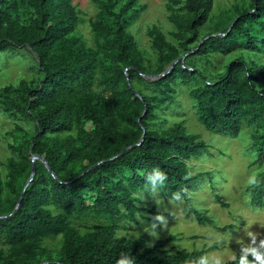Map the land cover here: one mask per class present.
Listing matches in <instances>:
<instances>
[{"label":"trees","instance_id":"1","mask_svg":"<svg viewBox=\"0 0 264 264\" xmlns=\"http://www.w3.org/2000/svg\"><path fill=\"white\" fill-rule=\"evenodd\" d=\"M91 1L97 8L89 21L95 47L75 35L80 19L73 0H0V54L28 48L42 77L36 84L20 81L0 88L1 111L32 123L31 133L14 126L19 140L7 144L12 157L3 163L5 174L0 171V217H5L0 218V264H117L122 255L132 264H186L216 245L172 252L164 247L173 237L147 246L143 238L117 237L115 229L137 222L145 210L140 194L153 192L145 177L154 167L168 177L156 193L171 198L180 193L199 224H212L191 202L203 189L191 162L208 146L183 122L160 125L163 112L176 105L179 86L194 84L189 97L207 131L236 138L243 124L255 126V162H264V89L256 86L264 64L238 57L214 79L194 69L211 54L264 52V0L223 13L219 36L200 34L214 0H170L168 21L176 43L151 26L153 64L128 32L145 6L139 0ZM184 55L164 77H143L165 73ZM143 131L144 140L136 146ZM31 156L42 157L56 179L37 160L34 178L12 214L30 176ZM259 179L251 187L253 207L264 205V171ZM88 217L109 224L80 233L79 222ZM56 238L61 245L54 258L45 244Z\"/></svg>","mask_w":264,"mask_h":264},{"label":"rangeland","instance_id":"2","mask_svg":"<svg viewBox=\"0 0 264 264\" xmlns=\"http://www.w3.org/2000/svg\"><path fill=\"white\" fill-rule=\"evenodd\" d=\"M140 5L145 6L138 19L129 26L128 32L135 38L139 49L152 64L155 61V54L151 49L148 29L156 26L168 40L176 43L171 37L174 31L172 24L168 21L170 12L167 6L170 0H139ZM249 0H214L210 21L200 29L204 36H219L223 25L221 21L223 13L231 15L235 5L247 6ZM80 23L75 35L83 39L87 46L95 47V37L89 26V21L96 15L97 8L91 0H73ZM226 21V19H225ZM243 57L251 59L258 64H264V52L240 50L228 53L224 56L211 54L208 57L199 59L194 69L199 70L208 79H214L222 74L226 66L235 58ZM203 60V61H202ZM41 73L37 62L28 48L11 50L0 54V88L12 84L17 85L20 81L27 84H36L41 80ZM99 74H96L98 83ZM194 84H186L177 88L176 105L173 110L163 112L165 120L160 125L169 127L174 123L183 122L186 131L199 136L207 146L208 150L202 156L191 162L193 175H197V182H200L201 192H196L191 202L197 207L200 214L212 220V224L197 222L196 217L187 207L182 199L175 200L168 196H162L156 192H149L148 195L140 194L142 207L141 216L135 223H122L120 228L115 229L117 237L126 239L143 238L147 246L153 245L159 240L173 237L165 245V249L176 252L181 249L188 251L207 250V255H218L224 259L225 264L233 261L234 256H239L242 244L250 242L246 232L256 233L257 241L264 239V205L253 207L250 204L251 187L246 183L248 176L256 171L260 175L264 171V162L256 164L257 149L252 148V135L256 127H248L243 124L242 130L236 138L224 134H216L207 131L198 121L189 91ZM258 89H264V76L256 83ZM94 89H98L95 85ZM19 125L31 133L32 123L17 115H7L0 109V171L5 174L3 163L12 157L7 150V144H13L19 140L17 134H12L14 126ZM252 150V151H250ZM200 191V190H199ZM219 197L220 201L217 200ZM221 203L227 207L221 206ZM141 207V208H142ZM154 210V213H148ZM157 213L162 214L167 221L163 226L155 219ZM79 225L80 233L96 232L103 230L109 224L105 218H85ZM155 224L152 229L151 225ZM228 231H221V228L228 227ZM153 231H155L153 233ZM61 245L60 238L49 240L45 246L54 251V258ZM205 254V255H206ZM249 260L253 258L248 257Z\"/></svg>","mask_w":264,"mask_h":264},{"label":"clouds","instance_id":"3","mask_svg":"<svg viewBox=\"0 0 264 264\" xmlns=\"http://www.w3.org/2000/svg\"><path fill=\"white\" fill-rule=\"evenodd\" d=\"M146 183L150 186L153 192H156L158 188L164 186L166 180L168 179L167 174L162 171L159 167H154L151 172L145 177ZM249 187H255L260 183L259 174L253 171L247 178L246 181ZM173 199L180 200V193H175ZM156 220H158L163 226L167 224L164 216L157 213ZM151 228H155V224L151 225ZM155 231H153L154 233ZM246 236L250 239V242L242 244L240 248L239 256H234L233 261L236 264H264V239H259L257 241V234L248 231ZM125 259L117 261V264H132V259L126 255H122ZM251 256L253 259L249 260L248 257ZM186 264H225L224 259L218 255H202L196 259H192L186 262Z\"/></svg>","mask_w":264,"mask_h":264},{"label":"water","instance_id":"4","mask_svg":"<svg viewBox=\"0 0 264 264\" xmlns=\"http://www.w3.org/2000/svg\"><path fill=\"white\" fill-rule=\"evenodd\" d=\"M233 23H234V22H233ZM201 43H202V42H200L199 45H200ZM186 56H187V55H184V56L178 58L177 60L173 61V62L171 63V65L169 66L168 70H167L165 73H162V74H160V75H155V76L145 75V76H143V77H144L145 79H147V80H155V79H158V78L164 77L165 75H167V74H169V73L171 72V70L174 68V66H175L177 63H179V62H180V63H183V61H184V59H185ZM126 70H127V69H126ZM134 94H135L136 97H139L138 94H136L135 92H134ZM144 136H145V132L143 131L142 137H141L140 141L136 144V146H138V145L141 144V142L144 140ZM131 148H132V146H131V147H127L125 150H123L121 153H119L117 156L111 158L110 160H114V159H116V158L122 156L126 151H128V150L131 149ZM37 160L40 161V162L44 165V167H45V168L47 169V171L50 173V175L52 176V178L56 179L55 175L51 172V170H50V168L48 167L46 161H45L42 157H39V156H31V158H30V161H31V172H30V176H29V178H28V180H27V182H26V184H25V186H24V188H23V190H22V193H21V195H20V198H19V200H18V202H17V204H16V206H15V208H14L12 214L15 213V211L19 208V205H20V202H21V200H22L23 194H24L26 188L28 187V185L30 184V182L32 181V179L34 178V175H35V162H36ZM0 218H5V217H0ZM44 264H46V263H44Z\"/></svg>","mask_w":264,"mask_h":264}]
</instances>
